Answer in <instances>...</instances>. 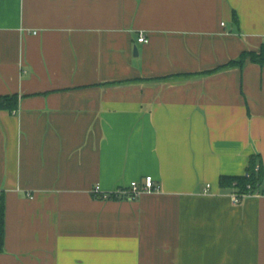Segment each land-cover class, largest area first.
Returning a JSON list of instances; mask_svg holds the SVG:
<instances>
[{
	"label": "crops",
	"instance_id": "crops-1",
	"mask_svg": "<svg viewBox=\"0 0 264 264\" xmlns=\"http://www.w3.org/2000/svg\"><path fill=\"white\" fill-rule=\"evenodd\" d=\"M263 43L264 0H0V264H264L220 184L264 168V64L210 71Z\"/></svg>",
	"mask_w": 264,
	"mask_h": 264
},
{
	"label": "trees",
	"instance_id": "trees-1",
	"mask_svg": "<svg viewBox=\"0 0 264 264\" xmlns=\"http://www.w3.org/2000/svg\"><path fill=\"white\" fill-rule=\"evenodd\" d=\"M233 19L238 23V16L236 12L233 14ZM249 58L251 61L259 64H264V43L261 45L259 50H244L237 59H232L227 63L214 68L210 71H215L223 67L243 65L246 59ZM19 107V95L17 93L5 94L0 96V109H7L11 112H15ZM259 168L256 169V166ZM249 173V176L246 174ZM264 178V168L262 163L256 157H252L249 165L247 166L246 173L237 176H222L220 184L222 186H229L233 188V191L240 193H255L260 191L263 193L262 181ZM251 185L248 188V185ZM109 198H118L116 195H110ZM4 229H5V208L2 201V195H0V251L3 250L4 246Z\"/></svg>",
	"mask_w": 264,
	"mask_h": 264
},
{
	"label": "built area",
	"instance_id": "built-area-1",
	"mask_svg": "<svg viewBox=\"0 0 264 264\" xmlns=\"http://www.w3.org/2000/svg\"><path fill=\"white\" fill-rule=\"evenodd\" d=\"M138 40L140 42H147L148 38L147 35L144 32H141L139 35ZM259 168V165L256 166V169ZM249 176V173L246 174ZM208 186H210L208 184ZM251 185H248V188H250ZM159 185L157 184L155 178L152 175H146L145 180L143 183H141L139 180H133L130 182L128 186H122L118 187L115 190L107 193H102L100 189V185H96L92 192L96 196L102 195L103 198H109L110 195H116L117 197H127L129 199H135L138 196H140L144 192H155L159 190ZM261 192L257 191L255 193H240L237 191H232L230 193L231 198L234 202L239 203L243 200L244 197L249 195H260ZM1 195V192H0Z\"/></svg>",
	"mask_w": 264,
	"mask_h": 264
},
{
	"label": "water",
	"instance_id": "water-1",
	"mask_svg": "<svg viewBox=\"0 0 264 264\" xmlns=\"http://www.w3.org/2000/svg\"><path fill=\"white\" fill-rule=\"evenodd\" d=\"M135 53H138V52H137V48H135Z\"/></svg>",
	"mask_w": 264,
	"mask_h": 264
}]
</instances>
